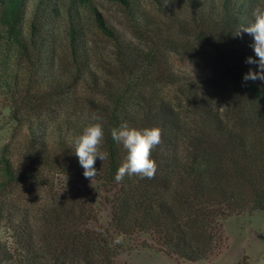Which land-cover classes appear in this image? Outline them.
Masks as SVG:
<instances>
[{"label": "trees", "instance_id": "obj_1", "mask_svg": "<svg viewBox=\"0 0 264 264\" xmlns=\"http://www.w3.org/2000/svg\"><path fill=\"white\" fill-rule=\"evenodd\" d=\"M108 1L128 11L138 2ZM148 1L159 8L165 2ZM184 1L191 15L186 42L179 29L165 39L166 29L147 22L153 45L141 69L94 0H0V41L15 52L16 68L6 75L5 95L10 117L25 128L21 142L14 134L0 149V264H114L116 238L134 236L176 259L204 260L224 244L222 220L264 211V82L243 81L249 68L257 70L246 58H258L249 34L234 35L264 0ZM91 35L114 42L113 54ZM163 47L184 54L201 79L180 86L176 102L157 88L168 77L156 66ZM94 116L109 153L97 158L94 177L112 192L104 230L89 227L91 204L59 196L52 178L85 177L75 141ZM122 122L162 130L152 151L154 178L115 181L125 151L110 132ZM18 185L36 196L47 185L51 194L21 203L22 196L11 197Z\"/></svg>", "mask_w": 264, "mask_h": 264}, {"label": "rangeland", "instance_id": "obj_2", "mask_svg": "<svg viewBox=\"0 0 264 264\" xmlns=\"http://www.w3.org/2000/svg\"><path fill=\"white\" fill-rule=\"evenodd\" d=\"M95 5L101 11L108 24L121 36V40L134 49L135 53L132 57L141 59V69H145L146 61H144L145 53L149 51L152 42V36L146 34L148 31L147 22H156L160 26V30L166 29L163 38H167L169 34L180 30L178 38L182 45L186 42L185 33L188 27H191V15L184 0H165L161 8L155 6L148 0H138L135 2L132 10L123 9L118 4L108 0H94ZM1 27V23H0ZM169 28V30H168ZM94 37L95 46L101 49L104 54H113L115 50L114 42L91 35ZM156 40H160V36H154ZM154 40V39H153ZM161 42V41H160ZM159 42V43H160ZM160 52L158 69L168 77L165 84L157 85L160 92L172 102L177 101L180 95V86L192 82H200L201 79L195 73V69L189 60L182 53H176L170 48L163 47ZM15 52L12 48L0 41V75L5 76L6 81H0V149L15 134V141L21 142L24 137V127H18L16 121L9 114V97L5 95L7 84H11L7 74L15 71ZM47 56V54H43ZM2 78V77H1ZM0 78V79H1ZM201 95L205 94L207 87L199 86ZM187 102H183L185 104ZM223 107V106H222ZM59 106H56V109ZM224 108V107H223ZM55 109V110H56ZM20 146L17 144L15 153L13 152V160L18 164L21 160ZM54 179V188H56L59 196L74 197L82 196L88 201L94 212L95 218L89 222V227L95 230H104L109 227L111 222V206L108 198L111 195L109 188L102 184L98 179L79 178L68 176L66 174H57L52 177ZM18 185L14 188L13 198L22 196L21 203L24 199L29 198L31 201L35 199L45 200L50 197V190L44 185L42 192L30 195L29 193L20 191ZM48 189V190H47ZM53 193V192H52ZM19 201V203H20ZM223 223L224 244L220 249L208 256L207 259L199 261H188L184 259H176L162 251L147 247L141 244L146 238L144 236L134 237H117L120 243L116 244L118 252L114 258V264H264V211L253 210L251 212L244 211L242 213L227 216ZM5 231L0 226V238L5 237ZM116 238V240H117ZM115 240V241H116ZM114 241V242H115Z\"/></svg>", "mask_w": 264, "mask_h": 264}, {"label": "clouds", "instance_id": "obj_3", "mask_svg": "<svg viewBox=\"0 0 264 264\" xmlns=\"http://www.w3.org/2000/svg\"><path fill=\"white\" fill-rule=\"evenodd\" d=\"M247 33L253 38L251 47L255 53L254 59L248 56L245 63L256 65L257 70L251 68L244 73L243 81L264 82V8H258L253 12V20L246 26H242L234 35L242 36ZM82 130V134L75 141L74 153L79 164L83 168V175L90 181L97 174L95 163L108 159L109 153L102 150L104 141L103 125L97 121L100 117L94 116ZM111 138L122 147L125 156L117 168L114 179L117 183L123 182L125 177H137L139 179H152L157 171V164L152 158V151L162 142V130L159 127H130L127 122H122L119 127L111 129ZM119 238L115 243L119 244Z\"/></svg>", "mask_w": 264, "mask_h": 264}]
</instances>
